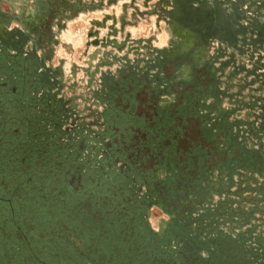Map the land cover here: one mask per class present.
Returning <instances> with one entry per match:
<instances>
[{
  "label": "flooded vegetation",
  "instance_id": "obj_1",
  "mask_svg": "<svg viewBox=\"0 0 264 264\" xmlns=\"http://www.w3.org/2000/svg\"><path fill=\"white\" fill-rule=\"evenodd\" d=\"M20 1L0 0V264H86L208 210L217 226L233 174L253 179L236 167L264 178V29L240 25L246 9L174 0L169 46L76 85L51 24L83 4L32 0L29 22ZM153 206L169 213L160 231Z\"/></svg>",
  "mask_w": 264,
  "mask_h": 264
},
{
  "label": "rangeland",
  "instance_id": "obj_2",
  "mask_svg": "<svg viewBox=\"0 0 264 264\" xmlns=\"http://www.w3.org/2000/svg\"><path fill=\"white\" fill-rule=\"evenodd\" d=\"M19 1L9 0L16 10H19L17 4ZM74 1L80 5L83 4L84 7L73 13L66 12L62 17L53 19L51 24V36L56 45L55 57H65L64 65L66 67H70L71 59L80 63V54L85 49L86 53H92L96 49H101L98 54L102 57L100 61L106 62L102 69H106L109 74L113 72L118 77L120 75L119 71L129 67L128 63L134 62L136 59H140L139 65L144 67L142 58L151 56V49L162 51L160 50L161 48L169 46L171 44L170 37L173 35L172 29H178L175 26L174 11L176 6L174 5V0ZM257 1L224 0L225 6H228L229 10L231 4L240 7L242 10H249L246 12L248 19L257 17V14L250 9L259 8L256 4ZM20 2L22 3L21 11L24 10L26 12L25 16L21 17V20H25L26 18L27 21H30L28 18H31L34 12L33 7H31L32 0H21ZM259 17L263 18L264 21L263 16ZM244 23L245 25L249 24L247 20ZM20 24L24 25L23 22ZM177 35L181 36L178 33L174 35V39L178 38ZM95 40L106 42V45L104 46L101 43L94 45L93 42ZM107 40H116L119 43L125 42V45L121 49H118L112 44H107ZM57 42L59 43L58 45ZM216 42L218 43V41ZM222 47H224L222 48L223 51L229 52V47L226 45ZM104 52H106V55L103 54ZM211 52L215 53L216 49H211ZM236 168L245 169L249 175L253 176L255 173H258L246 167V165L243 167L237 166ZM218 171V169H215V172ZM238 173L237 171L233 174L235 181H232L229 195H224V199L222 200L220 198L215 208L218 212V219L216 220H219L220 224L216 223L217 227L213 224L214 229L218 228L225 232H233L234 234L248 232L249 242L257 247H259L261 242L264 249V208L261 211L259 205H264V193H261L262 190L258 188L259 185L256 182L254 184H250V180L245 182V180H242L240 173ZM240 193H242V196ZM240 196L242 201L240 200ZM218 197L217 195L214 197L213 204H216ZM222 201H225V204ZM83 207L86 208V203L83 204ZM226 210H230V213L227 214ZM160 217L168 219L169 213L160 207L153 206L149 223L156 231H160L161 229L159 225ZM176 219L180 220L179 217ZM258 231L261 233L260 238L258 235V238L255 236V233H258Z\"/></svg>",
  "mask_w": 264,
  "mask_h": 264
},
{
  "label": "trees",
  "instance_id": "obj_3",
  "mask_svg": "<svg viewBox=\"0 0 264 264\" xmlns=\"http://www.w3.org/2000/svg\"><path fill=\"white\" fill-rule=\"evenodd\" d=\"M211 211L193 222L169 225L162 235L148 226H139L132 237L139 244L134 250L122 247L105 258L86 255V264H262L263 252L248 243V232L236 235L214 229ZM217 227V226H215ZM134 244V243H133ZM113 253V254H112ZM126 253V254H125ZM44 263H42V260ZM37 258L31 264H49L50 259ZM26 264H30L28 261Z\"/></svg>",
  "mask_w": 264,
  "mask_h": 264
},
{
  "label": "water",
  "instance_id": "obj_4",
  "mask_svg": "<svg viewBox=\"0 0 264 264\" xmlns=\"http://www.w3.org/2000/svg\"><path fill=\"white\" fill-rule=\"evenodd\" d=\"M256 3H259L257 4L258 6L261 4L264 5V0H258ZM251 10H253L254 12H256V8L255 9H252L250 8ZM261 12L259 13L258 17H254V20H256V22L258 23L259 26H256L257 24H253L252 25V20L253 19H248V17L245 16L242 18L241 20V23L240 25L242 26H245L246 28L249 26L251 28L249 29H260V26L263 27L264 29V21H263V18H260L259 16H263L264 17V7H261L260 8ZM247 12L249 10H246ZM256 13V14H258ZM247 20L249 22V24L245 25L244 21ZM252 33V31L250 32ZM253 33H255L253 31ZM253 35L249 36L250 38H252ZM94 45H98L99 43H101L102 45H106V42H99V40H95L94 42ZM107 44H112L114 47L118 48V49H121L122 47H124L125 45V42H121L119 43L118 41L116 40H107ZM264 50V48H263ZM101 49H96V51H93L92 53L90 52H87L86 53V49L80 54V57H79V61L80 63H78L77 61H73L72 63V66L70 69H68V67H66L68 69V74L69 76L71 75L72 79L74 80L75 84L78 85L76 82H81V84L88 82V84L94 80L95 78H98V76L103 72V69L102 67L106 64L105 61H100V59H102L101 56H99L98 54L100 53ZM103 54L106 55V52H104ZM264 57V55H263ZM87 58V59H86ZM86 77H88L89 79L86 80ZM82 86V85H80Z\"/></svg>",
  "mask_w": 264,
  "mask_h": 264
},
{
  "label": "crops",
  "instance_id": "obj_5",
  "mask_svg": "<svg viewBox=\"0 0 264 264\" xmlns=\"http://www.w3.org/2000/svg\"><path fill=\"white\" fill-rule=\"evenodd\" d=\"M167 25V24H166ZM166 27V26H165ZM249 34V33H248ZM263 52H264V50H263ZM57 59H58V57H55L54 58V60H53V63H56L57 62ZM245 92L246 93H255L254 91H252L251 90V88H247L246 90H245ZM247 98V97H246ZM243 112L244 111H242L241 112V114H243ZM258 173H255V175L254 176H251V178H253V179H251L250 180V184H254V182H255V179H257L259 182H262L263 184H264V178L262 177V175H260V172L259 171H257ZM263 216H264V214H263Z\"/></svg>",
  "mask_w": 264,
  "mask_h": 264
},
{
  "label": "bare ground",
  "instance_id": "obj_6",
  "mask_svg": "<svg viewBox=\"0 0 264 264\" xmlns=\"http://www.w3.org/2000/svg\"><path fill=\"white\" fill-rule=\"evenodd\" d=\"M28 19H30V21H32L33 20V13H32V16H31V18H28ZM29 21V22H30ZM82 21V20H81ZM29 30V29H28Z\"/></svg>",
  "mask_w": 264,
  "mask_h": 264
}]
</instances>
